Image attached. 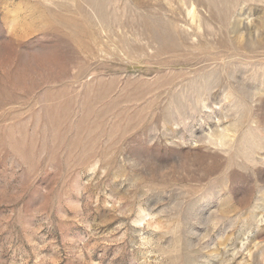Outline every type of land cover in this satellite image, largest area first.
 <instances>
[{
    "label": "rangeland",
    "instance_id": "rangeland-1",
    "mask_svg": "<svg viewBox=\"0 0 264 264\" xmlns=\"http://www.w3.org/2000/svg\"><path fill=\"white\" fill-rule=\"evenodd\" d=\"M0 264H264V0H0Z\"/></svg>",
    "mask_w": 264,
    "mask_h": 264
},
{
    "label": "bare ground",
    "instance_id": "bare-ground-1",
    "mask_svg": "<svg viewBox=\"0 0 264 264\" xmlns=\"http://www.w3.org/2000/svg\"><path fill=\"white\" fill-rule=\"evenodd\" d=\"M208 5V4H207ZM215 5V4H214ZM191 7V6H190ZM210 7V6H209ZM192 8V7H191ZM191 10V9H190ZM226 10V9H225ZM211 12H213V10L211 11ZM222 12H224L223 10H222ZM219 13H220V10H219ZM225 14V13H224ZM215 16V15H214ZM226 17V16H225ZM223 19V18H222ZM188 29V28H187ZM172 35V34H171ZM167 36H168V33H167ZM170 36V35H169ZM177 36V35H176ZM174 37H175V35H174ZM178 40V39H177ZM169 41V40H168ZM154 42V41H153ZM167 43V42H166ZM169 43V42H168ZM170 46V45H169ZM161 47V46H160ZM159 47V48H160ZM167 47H168V45H167ZM163 48V47H162ZM170 49V48H169ZM192 49V48H191ZM175 51V50H174ZM169 52V51H168ZM180 52V51H179ZM209 56V55H208ZM192 57V56H191ZM203 58V57H202ZM207 59V58H206ZM202 62V61H201ZM190 65V64H189ZM191 66V65H190ZM193 71V70H192ZM211 73V72H210ZM209 74V73H208ZM188 75V74H187ZM210 75V74H209ZM212 75H213V73H212ZM196 76V75H195ZM231 76V75H230ZM223 78V77H222ZM215 79V78H214ZM220 80V79H219ZM194 85V84H193ZM179 86V85H178ZM208 88V87H207ZM171 89H172V87H171Z\"/></svg>",
    "mask_w": 264,
    "mask_h": 264
}]
</instances>
